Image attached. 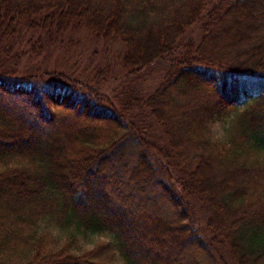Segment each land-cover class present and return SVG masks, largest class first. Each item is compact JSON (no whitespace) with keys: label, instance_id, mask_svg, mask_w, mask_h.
I'll use <instances>...</instances> for the list:
<instances>
[{"label":"trees","instance_id":"obj_1","mask_svg":"<svg viewBox=\"0 0 264 264\" xmlns=\"http://www.w3.org/2000/svg\"><path fill=\"white\" fill-rule=\"evenodd\" d=\"M81 28L121 43L118 70L23 62ZM156 61L147 93L136 74ZM208 163L231 181L204 183ZM223 251L264 264V0H0V264H229Z\"/></svg>","mask_w":264,"mask_h":264},{"label":"rangeland","instance_id":"obj_2","mask_svg":"<svg viewBox=\"0 0 264 264\" xmlns=\"http://www.w3.org/2000/svg\"><path fill=\"white\" fill-rule=\"evenodd\" d=\"M231 29V27H229ZM201 26L198 25L193 29V35L197 39L201 33ZM68 36L61 44H54L47 48H43L36 54H26L23 62L28 64H36L37 66L48 69H55L64 73L85 76L89 72L92 73L96 66H106L110 64L115 70L119 69L117 62L119 61V54L122 51L121 43L112 39H97L85 28L79 30H70ZM229 33V30H227ZM68 37V38H67ZM232 35L229 37L221 38L217 43L218 47H224L232 39ZM67 38V39H66ZM28 49V45H25ZM164 62L156 61L155 63L144 68L145 72L139 71L136 74L138 84H140L145 91L152 92L159 84L163 74ZM83 78V77H81ZM177 112V110H174ZM239 111H235L230 115L224 117L222 121L215 123V135L217 138L226 140L228 138V126L231 121L237 116ZM148 121L152 125L153 137H158L162 144L166 143L165 137L161 132L157 122L153 117L148 115ZM200 179L204 180L212 188L219 187L220 184L228 183L231 181L229 175L224 171L219 170L216 165L208 163L199 167ZM235 176L232 178L234 179ZM214 184V185H213ZM197 219H195V225H203L206 223L207 214L205 213L200 202L194 201ZM52 233H56L51 231ZM77 234L76 238H79L78 246L80 248H87L93 246L95 243L101 240L111 239L112 235L107 231L89 233L87 236L81 237ZM228 263L231 264L230 256L228 257L227 251H223Z\"/></svg>","mask_w":264,"mask_h":264},{"label":"bare ground","instance_id":"obj_3","mask_svg":"<svg viewBox=\"0 0 264 264\" xmlns=\"http://www.w3.org/2000/svg\"><path fill=\"white\" fill-rule=\"evenodd\" d=\"M150 190V189H149ZM150 193H151V191H150Z\"/></svg>","mask_w":264,"mask_h":264}]
</instances>
